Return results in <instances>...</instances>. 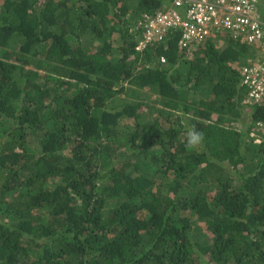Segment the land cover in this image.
Masks as SVG:
<instances>
[{
  "label": "trees",
  "instance_id": "16d2710c",
  "mask_svg": "<svg viewBox=\"0 0 264 264\" xmlns=\"http://www.w3.org/2000/svg\"><path fill=\"white\" fill-rule=\"evenodd\" d=\"M172 2L0 0V264H264V52L137 51Z\"/></svg>",
  "mask_w": 264,
  "mask_h": 264
},
{
  "label": "built area",
  "instance_id": "2783aa9c",
  "mask_svg": "<svg viewBox=\"0 0 264 264\" xmlns=\"http://www.w3.org/2000/svg\"><path fill=\"white\" fill-rule=\"evenodd\" d=\"M137 29L141 32L137 51L178 29L185 47L229 37L264 52V0H173L168 8L145 13ZM240 75L247 90L245 103L260 104L264 109V55L249 58ZM257 126L264 129V121H258Z\"/></svg>",
  "mask_w": 264,
  "mask_h": 264
},
{
  "label": "clouds",
  "instance_id": "9594fccd",
  "mask_svg": "<svg viewBox=\"0 0 264 264\" xmlns=\"http://www.w3.org/2000/svg\"><path fill=\"white\" fill-rule=\"evenodd\" d=\"M185 147L194 149L202 144L204 140V133L198 130L195 126L186 129L185 133ZM260 141V140H259Z\"/></svg>",
  "mask_w": 264,
  "mask_h": 264
},
{
  "label": "rangeland",
  "instance_id": "374dc122",
  "mask_svg": "<svg viewBox=\"0 0 264 264\" xmlns=\"http://www.w3.org/2000/svg\"><path fill=\"white\" fill-rule=\"evenodd\" d=\"M145 112H146V111H145ZM129 121H130V120H129ZM130 122L132 123L133 121L131 120ZM260 131H261L262 134H264V129H261ZM253 136H254V134H253ZM257 142H260V141L257 140Z\"/></svg>",
  "mask_w": 264,
  "mask_h": 264
}]
</instances>
